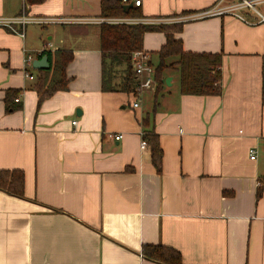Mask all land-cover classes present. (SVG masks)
I'll list each match as a JSON object with an SVG mask.
<instances>
[{
  "label": "crops",
  "instance_id": "obj_1",
  "mask_svg": "<svg viewBox=\"0 0 264 264\" xmlns=\"http://www.w3.org/2000/svg\"><path fill=\"white\" fill-rule=\"evenodd\" d=\"M101 1L0 0V16L96 19ZM129 1L142 18H189L184 49L223 55V93L182 95L171 73L148 128L155 91L102 90L100 25L29 26L25 38L0 27V170L25 174L24 197L0 190V264H160L145 245L173 248L183 264H264V23L252 10L198 17L237 0ZM165 42L145 35L153 62ZM60 50L73 53L69 89L38 107L33 64ZM7 90L19 109L7 111ZM151 128L162 173L142 148Z\"/></svg>",
  "mask_w": 264,
  "mask_h": 264
},
{
  "label": "trees",
  "instance_id": "obj_2",
  "mask_svg": "<svg viewBox=\"0 0 264 264\" xmlns=\"http://www.w3.org/2000/svg\"><path fill=\"white\" fill-rule=\"evenodd\" d=\"M27 6L42 4L46 0H25ZM123 0H102L103 18H142L138 9L133 7L124 13ZM186 22L174 24H101L99 27L100 47L102 54V90L120 92L138 98L140 95V77L136 74L132 55L144 50V39L147 33H164L165 44L157 52L158 62L155 67V101L153 109L146 114L143 124L150 126L158 109V98L166 85L167 75L176 73L179 78V91L189 96H221L223 93L222 54L194 53L184 49L180 38ZM52 61V53L45 52ZM55 60L49 70H42L34 87L39 96L38 107L58 92L67 91L71 78L67 68L73 60L71 51L60 50L55 53ZM17 90H7L5 102L7 111H14ZM152 129V128H151ZM143 140L151 151L152 163L158 173H162L164 152L159 135L152 129L143 132ZM0 190L15 197H24L25 174L22 170H0ZM264 192V183L258 197ZM143 255L160 264H183L181 254L163 245H145Z\"/></svg>",
  "mask_w": 264,
  "mask_h": 264
},
{
  "label": "built area",
  "instance_id": "obj_3",
  "mask_svg": "<svg viewBox=\"0 0 264 264\" xmlns=\"http://www.w3.org/2000/svg\"><path fill=\"white\" fill-rule=\"evenodd\" d=\"M123 3L128 5L129 0H123ZM264 4V0H237V2L232 5L219 9L216 11H209L198 14V17H205L212 14H224V13H233L238 10H252L258 17V23H264V15L257 9V6ZM134 5L139 7L141 1H135ZM239 16V15H238ZM240 19L245 22H250L246 20L245 17L239 16ZM189 19V18H188ZM187 18H168V19H148V18H130V17H119V18H103L99 17L96 19H67L58 16H34L27 13H22L15 16L5 17L0 16V27L7 29L9 32L18 34L21 37L25 38V30L29 26H51V25H60V24H72V23H85V24H169V23H181L186 22ZM33 62L32 57H28L27 63L31 65ZM133 67L136 74L140 77V94L149 90L155 91L156 81H155V67L151 64V57L146 51H136L132 55ZM32 80L34 79L33 75H28ZM17 103L20 102V98H16ZM140 102L137 101L134 103L133 107L138 108ZM77 122H74L76 124ZM122 135L114 136V139L120 141ZM148 147L146 141L143 140L142 148L145 149ZM251 160H255L257 157L256 150L252 149L250 151Z\"/></svg>",
  "mask_w": 264,
  "mask_h": 264
},
{
  "label": "water",
  "instance_id": "obj_4",
  "mask_svg": "<svg viewBox=\"0 0 264 264\" xmlns=\"http://www.w3.org/2000/svg\"><path fill=\"white\" fill-rule=\"evenodd\" d=\"M132 7H133L132 5L124 6V13L127 14L132 9ZM33 68L37 70H49L50 69L49 57L45 56L41 60H37L36 62H34ZM172 79H173L172 77H168L166 79V84L168 86L172 85L171 84Z\"/></svg>",
  "mask_w": 264,
  "mask_h": 264
},
{
  "label": "rangeland",
  "instance_id": "obj_5",
  "mask_svg": "<svg viewBox=\"0 0 264 264\" xmlns=\"http://www.w3.org/2000/svg\"><path fill=\"white\" fill-rule=\"evenodd\" d=\"M169 24H174V23H169ZM150 93L152 94L153 91L152 90L146 91V94H150ZM151 96L152 95H147V98L145 99V106H147V103H149V101H150L149 99H150Z\"/></svg>",
  "mask_w": 264,
  "mask_h": 264
}]
</instances>
